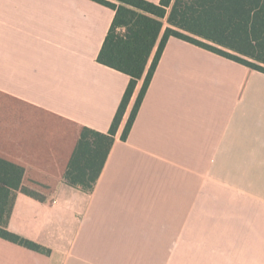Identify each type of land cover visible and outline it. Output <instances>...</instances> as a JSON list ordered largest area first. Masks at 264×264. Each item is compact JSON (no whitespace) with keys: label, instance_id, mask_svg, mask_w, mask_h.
<instances>
[{"label":"crops","instance_id":"crops-1","mask_svg":"<svg viewBox=\"0 0 264 264\" xmlns=\"http://www.w3.org/2000/svg\"><path fill=\"white\" fill-rule=\"evenodd\" d=\"M114 17L0 0V92L107 133L130 83L98 61ZM143 81L92 191L17 194L9 230L50 253L0 240V264H264V73L171 37L123 141Z\"/></svg>","mask_w":264,"mask_h":264},{"label":"trees","instance_id":"trees-1","mask_svg":"<svg viewBox=\"0 0 264 264\" xmlns=\"http://www.w3.org/2000/svg\"><path fill=\"white\" fill-rule=\"evenodd\" d=\"M93 1L115 11L98 61L130 77L107 133L0 92V240L42 254L50 250L8 228L17 194L45 202L62 180L94 189L139 82L123 141L171 37L264 73V0Z\"/></svg>","mask_w":264,"mask_h":264}]
</instances>
